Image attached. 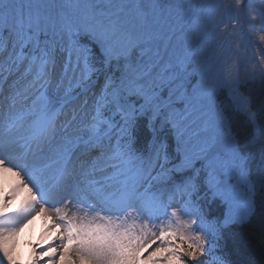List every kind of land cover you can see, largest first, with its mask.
Returning <instances> with one entry per match:
<instances>
[{"label":"snow or ice","instance_id":"6c2138e0","mask_svg":"<svg viewBox=\"0 0 264 264\" xmlns=\"http://www.w3.org/2000/svg\"><path fill=\"white\" fill-rule=\"evenodd\" d=\"M261 29L264 0H0V264H208L255 214L223 104L260 125L239 74L264 76V53L249 55ZM148 111L175 129L178 159L133 149ZM201 176L227 205L218 220L192 199Z\"/></svg>","mask_w":264,"mask_h":264},{"label":"trees","instance_id":"16d2710c","mask_svg":"<svg viewBox=\"0 0 264 264\" xmlns=\"http://www.w3.org/2000/svg\"><path fill=\"white\" fill-rule=\"evenodd\" d=\"M256 110L264 107V82L254 81L245 87ZM218 98L227 97L226 90L218 93ZM223 109L226 111L230 130L236 135L241 150L247 156L250 175L255 182V214L246 224L234 222L223 229L218 237L219 255L226 258L228 264H264V241L258 235L264 229V113L258 120L259 130L248 122L244 113L225 102ZM161 119L157 120V144H165L166 152L172 160L179 158L177 142L173 131L161 126ZM149 112L137 115L131 128L133 149L145 156L152 137ZM212 189L206 179L201 176L199 187L193 193V201L197 203L207 219H220L226 212V204L212 194Z\"/></svg>","mask_w":264,"mask_h":264},{"label":"rangeland","instance_id":"374dc122","mask_svg":"<svg viewBox=\"0 0 264 264\" xmlns=\"http://www.w3.org/2000/svg\"><path fill=\"white\" fill-rule=\"evenodd\" d=\"M221 27L223 28V25H221ZM225 34H226V33H225ZM260 35H264V29H261L260 32H258V33L256 34V36L254 37V39L256 40V42H257V44H258V49H257L256 52L251 51V44L249 43V49H250L249 55L251 56V59H252L253 61H255V60L258 58V56L261 54V52L264 53V47H261V49L259 50V45L262 44V43H264V42H260V41H259V36H260ZM250 39H251V38H250ZM236 45H237V41H236L235 39H233L232 41L229 42V46L232 47V48H235ZM239 46H240L241 48H243V47H244V43H240ZM260 51H261V52H260ZM239 80H240V90H241L244 94L250 96V95L247 93L248 90H245V87H246L248 84L253 83L254 81L264 82V76H261L258 72H254L250 65H245V66L243 67V69L240 71V74H239ZM222 89L226 90V92H227V88H222ZM222 89H220V90H222ZM220 90H218V92H219ZM94 91H95V90H94ZM218 92H217V93H218ZM217 95H218V94H217ZM130 101H131L132 103H135V104L142 103V100H139V99H137V98H135V97L130 98ZM252 106H253V105H252ZM224 112H225V123H226V129H225V130H226L229 134H231V135H233V136L235 137V139H236V149H237V151L241 154V156H243V157L245 158V162H246V165H247L248 171H249V173H250V169H249V164H248L247 156H246V155L244 154V152L241 150L236 135L230 130V126H229V123H228V119H227V117H226V111H224ZM165 122H167L169 125H171L170 122H168L166 119H165ZM171 127H172V126H171ZM172 128H173V127H172ZM254 128L256 129V131L259 130V126H258V127H254ZM173 129H174V128H173ZM174 131H175V129H174ZM263 166H264V164H263ZM211 191H212V193H213V190H211ZM224 203H225V202H224ZM226 207H227V205H226ZM226 213H227V208H226V212H225V214H226ZM181 217H182V219H188V217H187V216H184L183 213H181ZM221 259H222V257L219 255L218 246L216 245V250H214V251H213L212 253H210V255H209L208 264H219V261H220Z\"/></svg>","mask_w":264,"mask_h":264},{"label":"bare ground","instance_id":"6f19581e","mask_svg":"<svg viewBox=\"0 0 264 264\" xmlns=\"http://www.w3.org/2000/svg\"><path fill=\"white\" fill-rule=\"evenodd\" d=\"M45 227V218L37 217L20 234V252L25 261L28 259L33 244L40 240Z\"/></svg>","mask_w":264,"mask_h":264},{"label":"clouds","instance_id":"9594fccd","mask_svg":"<svg viewBox=\"0 0 264 264\" xmlns=\"http://www.w3.org/2000/svg\"><path fill=\"white\" fill-rule=\"evenodd\" d=\"M242 94H244V93L242 92ZM244 95H245V100H246V104H247V110H248V111H252V112L256 111V109H254L253 106H252V100H251V97L248 96V95H246V94H244ZM255 194H256V193L254 192V195H255ZM259 237H260V239H261L262 241H264V235H259Z\"/></svg>","mask_w":264,"mask_h":264}]
</instances>
